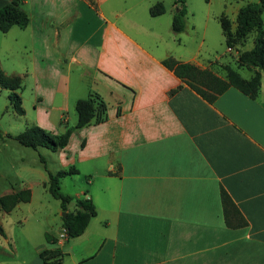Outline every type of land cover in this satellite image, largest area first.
I'll use <instances>...</instances> for the list:
<instances>
[{
    "label": "crops",
    "instance_id": "obj_1",
    "mask_svg": "<svg viewBox=\"0 0 264 264\" xmlns=\"http://www.w3.org/2000/svg\"><path fill=\"white\" fill-rule=\"evenodd\" d=\"M93 1L20 0L29 22L13 24L2 36L0 49L16 57L11 74L22 79L27 124L60 132L77 120L76 99L93 91L108 106L107 119L75 128L64 147L45 153L51 171L77 168L60 184L69 176L74 189L66 192L92 197L96 214L69 238L60 215L58 231L50 233L56 240L37 241L28 257L16 248L15 259L264 264L262 73L256 97L229 86L210 102L162 62L169 55L201 67L229 62L203 54L204 34L193 44L195 24L172 30L176 0L157 15L149 12L157 0ZM47 168H31L35 183L46 187ZM26 187L29 198L15 206L30 201ZM222 187L246 223H226ZM42 249L57 250L61 258L46 263Z\"/></svg>",
    "mask_w": 264,
    "mask_h": 264
},
{
    "label": "trees",
    "instance_id": "obj_2",
    "mask_svg": "<svg viewBox=\"0 0 264 264\" xmlns=\"http://www.w3.org/2000/svg\"><path fill=\"white\" fill-rule=\"evenodd\" d=\"M93 3V0H89ZM177 10L172 16L171 27L175 32H180L186 27L185 15L187 7L185 0H176ZM263 8L264 0L249 1L242 5L235 18V26H232L230 18L222 13L219 21L225 35V43L236 49L235 66L230 62H219L214 60L209 66L201 67L190 61H182L172 55L165 57L162 62L174 71L184 82L196 90L208 101H213L220 93L229 86H235L251 97H256L261 85V68H264V29H263ZM165 11V5L161 0H157L150 5L149 12L157 15ZM29 22L28 12L21 6L20 0H10L0 6V30L6 31L13 24L25 27ZM255 30L253 45L248 49H239L238 45L243 44L248 34ZM247 67L252 71L249 77L243 76L238 68ZM0 85L8 88V99L13 110L19 114L24 113L22 97L19 88L22 86L21 76L18 74H8L0 66ZM77 112V120L73 125L67 126L60 132H52L38 124H29L22 131L12 133L0 132V139L12 136L20 143L34 148L45 146L51 150L64 147L72 131L75 128L104 121L108 117L107 102L102 95L96 91L90 92L84 97L76 99L74 104ZM45 168L46 159L41 156ZM48 180L45 183L49 192L60 201L61 209L66 211L62 216V226L67 238L76 236L84 231L90 219L96 214L95 203L90 196H77L67 193L60 188V178L64 175L77 171L75 166L61 168L51 171L47 168ZM30 192L23 193L16 190L0 195V208L10 210L18 201L27 200ZM223 204L224 217L228 225H242L246 223L244 217L236 207L228 192L222 187L220 190ZM74 200L75 210L67 211V204ZM231 212V214L229 213ZM233 215L237 221H233ZM0 233H4L0 224ZM49 241L56 240L49 232L45 233ZM40 257L46 263L58 261L61 258L57 250L42 249L39 251Z\"/></svg>",
    "mask_w": 264,
    "mask_h": 264
},
{
    "label": "rangeland",
    "instance_id": "obj_3",
    "mask_svg": "<svg viewBox=\"0 0 264 264\" xmlns=\"http://www.w3.org/2000/svg\"><path fill=\"white\" fill-rule=\"evenodd\" d=\"M165 6L170 8L174 0H161ZM249 1L256 0H186L187 12L185 15L188 28L192 24L196 26V33L192 42L196 45L204 34L202 51L208 58H218L221 61H229L235 66L236 49L229 51L222 33L219 15L227 14L235 18V8ZM173 10V9H172ZM264 20V8H263ZM264 29V24H263ZM4 31L0 30V44L4 38ZM3 36V38H2ZM255 30H252L239 49H248L253 45ZM217 56V57H216ZM15 56L7 55L0 49V61L8 74L17 69ZM243 76H249L251 70L247 67H239ZM262 81L264 82V68L260 69ZM16 73V72H14ZM22 89V86L18 89ZM9 89L0 85V132L18 133L27 125L22 114L13 110L8 99ZM24 114V113H23ZM48 149L44 146L37 148L24 145L12 136L0 139V195L13 189L22 190L23 193L32 190L30 201L19 202L13 209L4 210L0 208V221L4 227L5 235L0 233V264H19L14 254L16 248L25 257L30 256L37 241H45V233H56L59 228L60 201L55 198L43 183L37 182L36 174L31 169L42 166L41 156H45ZM49 163H53L49 160ZM67 178V179H66ZM60 184L62 191H73L74 183L69 176ZM12 191V192H13ZM69 208L74 209L75 201L69 203Z\"/></svg>",
    "mask_w": 264,
    "mask_h": 264
},
{
    "label": "built area",
    "instance_id": "obj_4",
    "mask_svg": "<svg viewBox=\"0 0 264 264\" xmlns=\"http://www.w3.org/2000/svg\"><path fill=\"white\" fill-rule=\"evenodd\" d=\"M228 50L229 51H231V50H233L230 46H228ZM64 232V228H62V233ZM64 234H65V232H64Z\"/></svg>",
    "mask_w": 264,
    "mask_h": 264
},
{
    "label": "water",
    "instance_id": "obj_5",
    "mask_svg": "<svg viewBox=\"0 0 264 264\" xmlns=\"http://www.w3.org/2000/svg\"><path fill=\"white\" fill-rule=\"evenodd\" d=\"M177 9H178V8H176V10H177ZM65 214H66V211H63V212H62V215L64 216Z\"/></svg>",
    "mask_w": 264,
    "mask_h": 264
}]
</instances>
